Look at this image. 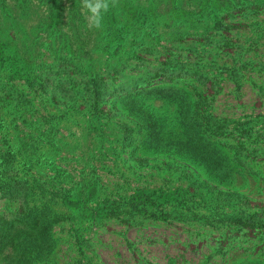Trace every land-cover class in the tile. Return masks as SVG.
Returning <instances> with one entry per match:
<instances>
[{
  "label": "rangeland",
  "instance_id": "1",
  "mask_svg": "<svg viewBox=\"0 0 264 264\" xmlns=\"http://www.w3.org/2000/svg\"><path fill=\"white\" fill-rule=\"evenodd\" d=\"M79 2L0 0V264H264V0Z\"/></svg>",
  "mask_w": 264,
  "mask_h": 264
},
{
  "label": "clouds",
  "instance_id": "2",
  "mask_svg": "<svg viewBox=\"0 0 264 264\" xmlns=\"http://www.w3.org/2000/svg\"><path fill=\"white\" fill-rule=\"evenodd\" d=\"M79 3L86 27L93 31H102L105 16L118 7L119 0H80Z\"/></svg>",
  "mask_w": 264,
  "mask_h": 264
},
{
  "label": "trees",
  "instance_id": "3",
  "mask_svg": "<svg viewBox=\"0 0 264 264\" xmlns=\"http://www.w3.org/2000/svg\"><path fill=\"white\" fill-rule=\"evenodd\" d=\"M3 187H4V185L2 184V183H0V193H2L3 194ZM6 193V192H5ZM3 235V234H2ZM2 246V245H1Z\"/></svg>",
  "mask_w": 264,
  "mask_h": 264
}]
</instances>
